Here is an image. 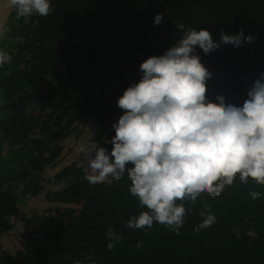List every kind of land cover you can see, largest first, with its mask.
Segmentation results:
<instances>
[{
  "label": "trees",
  "instance_id": "16d2710c",
  "mask_svg": "<svg viewBox=\"0 0 264 264\" xmlns=\"http://www.w3.org/2000/svg\"><path fill=\"white\" fill-rule=\"evenodd\" d=\"M49 2L47 16L17 17L12 10L0 37V50L12 57L0 66V239L13 219L23 218L19 196L41 194L45 202L41 227L24 230L22 247L5 262L0 251V264H264V185L251 178L243 183L237 174L218 196L204 192L194 203L177 201L186 210L177 234L155 222L143 230L126 226L147 210L130 193L127 173L90 184L88 164L72 160L50 179L43 176L66 157L64 132L87 121L95 126L96 145L111 150L112 125L123 114L117 100L141 79V62L163 55L190 28L208 30L215 42L221 30L255 37L239 47L194 50L211 73L207 99L218 102L219 94L242 105L264 72V0ZM181 23L184 29L176 27ZM253 191L261 196L253 199ZM201 212L215 222L196 231ZM109 225L122 237L111 251Z\"/></svg>",
  "mask_w": 264,
  "mask_h": 264
},
{
  "label": "clouds",
  "instance_id": "9594fccd",
  "mask_svg": "<svg viewBox=\"0 0 264 264\" xmlns=\"http://www.w3.org/2000/svg\"><path fill=\"white\" fill-rule=\"evenodd\" d=\"M0 8L25 18L47 16L52 11L49 0H0ZM162 19L157 13L154 23L160 24ZM6 31L0 21V37ZM254 39L242 30L235 35L221 30V40L215 42L206 29L186 30L179 43L163 55L141 62V79L118 98L123 114L112 125L111 150L97 145L80 148L88 160L85 178L90 184L109 178L119 181L127 173L130 193L147 209L129 218L128 228L143 230L155 222L178 234L186 210L177 201L194 203L204 192L218 196L237 174L243 183L251 178L264 185V72L248 89L242 105L225 103L219 94L218 102H212L206 96L211 73L194 54L197 46L208 53L221 44L239 47ZM11 60L0 50V66ZM249 195L256 199L261 193ZM200 215L204 218L196 231L215 222L210 213ZM105 235L109 251L122 242L111 225ZM136 247H143V241Z\"/></svg>",
  "mask_w": 264,
  "mask_h": 264
},
{
  "label": "rangeland",
  "instance_id": "374dc122",
  "mask_svg": "<svg viewBox=\"0 0 264 264\" xmlns=\"http://www.w3.org/2000/svg\"><path fill=\"white\" fill-rule=\"evenodd\" d=\"M94 131L95 126L93 122L87 121L84 124L77 125L75 129L71 131L64 132L65 135L62 144L63 153L66 157H63L54 167L46 169L43 174L44 178L50 179L53 173L68 161L74 160L80 162V164H88V160L85 158L84 153L80 151V148L84 147L87 150L92 149L96 145V142L92 139L95 136ZM18 204L21 208L23 218L17 217L13 219V227L4 233L0 239V251L3 262L6 261L8 256L15 254L16 250L22 247L21 244L25 240L24 230L33 231L44 221V218L39 216L42 207L44 208L45 206L41 194L35 196L31 200H23V198L19 196ZM23 219L29 220L27 226L21 225Z\"/></svg>",
  "mask_w": 264,
  "mask_h": 264
},
{
  "label": "water",
  "instance_id": "95a60500",
  "mask_svg": "<svg viewBox=\"0 0 264 264\" xmlns=\"http://www.w3.org/2000/svg\"><path fill=\"white\" fill-rule=\"evenodd\" d=\"M12 11H9L5 8H0V21H2L4 23V25H6L10 15H11ZM45 232H40L38 235H36V240H39L41 238V236H43Z\"/></svg>",
  "mask_w": 264,
  "mask_h": 264
},
{
  "label": "flooded vegetation",
  "instance_id": "af4514ba",
  "mask_svg": "<svg viewBox=\"0 0 264 264\" xmlns=\"http://www.w3.org/2000/svg\"><path fill=\"white\" fill-rule=\"evenodd\" d=\"M45 221V220H44ZM43 223V222H42ZM42 223H41V225H42ZM41 225H40V227H41ZM39 227H37L35 230H37ZM36 234V233H35Z\"/></svg>",
  "mask_w": 264,
  "mask_h": 264
}]
</instances>
